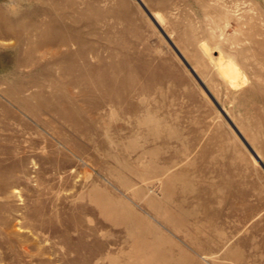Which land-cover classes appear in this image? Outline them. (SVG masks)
Segmentation results:
<instances>
[{
    "label": "rangeland",
    "instance_id": "rangeland-1",
    "mask_svg": "<svg viewBox=\"0 0 264 264\" xmlns=\"http://www.w3.org/2000/svg\"><path fill=\"white\" fill-rule=\"evenodd\" d=\"M0 11V264H264V0Z\"/></svg>",
    "mask_w": 264,
    "mask_h": 264
},
{
    "label": "bare ground",
    "instance_id": "bare-ground-1",
    "mask_svg": "<svg viewBox=\"0 0 264 264\" xmlns=\"http://www.w3.org/2000/svg\"><path fill=\"white\" fill-rule=\"evenodd\" d=\"M54 3V2H53ZM55 4V3H54ZM56 5V4H55ZM54 7V6H53ZM56 7V6H55ZM54 7V8H55ZM61 8V7H60ZM56 9H57V7H56ZM61 10V9H60ZM59 9H58V11H60ZM4 11V10H3ZM56 11V10H55ZM1 12V11H0ZM6 12H4V14H5ZM6 16H7V14H5ZM4 16V15H3ZM26 17V16H25ZM49 17H50V15H49ZM53 17V16H52ZM2 19H4V17L2 18ZM6 19V18H5ZM8 19V18H7ZM50 20H53V19H50ZM56 21V20H55ZM10 23V22H9ZM49 23H51V22H49V20H48V25L50 26V24ZM56 23V22H55ZM55 23H52V25L53 24H55ZM12 24V23H11ZM46 24V23H45ZM7 26V25H6ZM31 26V25H30ZM61 26V25H60ZM35 28V27H34ZM36 29V28H35ZM28 30V29H27ZM33 30V29H32ZM59 31H61V30H59ZM25 32V31H24ZM57 33V32H56ZM55 34V33H54ZM43 35H45V34H43ZM50 35V34H49ZM59 35H60V32H59ZM62 35V34H61ZM61 35L59 36V37H61ZM52 36V35H51ZM54 36V35H53ZM56 36V35H55ZM47 39H49V38H47ZM47 39H46V41H47ZM56 39H58V38H56ZM56 39H54L55 41H57ZM63 39V38H62ZM42 40V39H41ZM44 40V39H43ZM51 40V39H50ZM53 40V39H52ZM70 41V40H69ZM48 42H50V41H48ZM36 43V42H35ZM62 43V42H61ZM52 44H53V42H52ZM55 44V43H54ZM65 45V44H64ZM35 46V45H34ZM205 47V46H204ZM32 48V47H31ZM34 48V47H33ZM30 52V51H29ZM78 53V52H77ZM83 53V52H82ZM82 53H80V54H82ZM204 53H205V49H204ZM207 53V52H206ZM75 54V53H74ZM23 55H24V53H23ZM62 55V54H61ZM78 55V54H77ZM76 56V55H75ZM67 57V56H66ZM72 57V56H71ZM31 58V57H30ZM218 58V57H217ZM221 58V57H220ZM219 59V58H218ZM71 60V59H70ZM52 61H54L53 59H52ZM74 61H75V59H74ZM63 62V61H62ZM19 63V62H18ZM48 63V62H47ZM54 63V62H53ZM52 63V64H53ZM57 63V62H56ZM68 63H69V61H68ZM74 63V62H73ZM57 64H59V63H57ZM72 64V63H71ZM56 65V64H55ZM61 65V64H60ZM217 65V64H216ZM89 66V65H88ZM58 67V66H57ZM218 67L220 68V73L222 74V76L224 77V78H226L228 81H229V83L232 85V86H235V84H237L238 83V80H239V77H240V73H239V70H238V68L232 63V62H230V61H227V62H224V63H220L219 65H218ZM81 68V67H80ZM41 69V68H40ZM59 69V68H58ZM75 69V68H74ZM93 69H95V68H92V71H93ZM97 69V68H96ZM88 70V69H87ZM43 71H45V70H43ZM80 71H81V69H80ZM91 71V70H90ZM219 71V70H218ZM47 72V71H46ZM52 72V71H51ZM94 72V71H93ZM92 72V73H93ZM53 73V72H52ZM66 73V72H65ZM50 74V73H49ZM91 74V73H90ZM96 74V73H95ZM53 75L54 74H52V77H53ZM78 75V74H77ZM83 75H84V73H83ZM71 76V75H70ZM73 76V75H72ZM93 76V75H92ZM62 77V76H61ZM64 77V76H63ZM62 77V78H63ZM68 77V76H67ZM74 77V76H73ZM73 77H72V80H73ZM79 77V76H78ZM81 77V76H80ZM85 77H87L86 75H85ZM61 78V79H62ZM65 78H66V76H65ZM69 78V77H68ZM75 78V77H74ZM77 78V77H76ZM83 78V77H82ZM111 78V77H110ZM52 79V78H51ZM67 79V78H66ZM70 79V78H69ZM78 79V78H77ZM89 79V78H88ZM65 80V79H64ZM76 80V79H75ZM80 80V79H79ZM87 80V79H86ZM100 80V79H99ZM51 81V80H50ZM97 81V80H96ZM101 81V80H100ZM130 81V80H129ZM128 80H126V82L128 83L129 82ZM57 82V81H56ZM75 82V81H74ZM78 81H76V83H77ZM49 83V82H48ZM80 83V82H79ZM78 83V84H79ZM82 83V82H81ZM80 83V84H81ZM99 83V82H98ZM101 83V82H100ZM39 84V83H38ZM54 84H55V82H54ZM57 84V83H56ZM89 84V83H88ZM129 84V83H128ZM48 85V84H47ZM50 85V84H49ZM48 85V86H49ZM95 85V84H94ZM98 85V84H97ZM115 85H117V84H115ZM51 86H53V85H51ZM55 86V85H54ZM59 86V85H58ZM73 86V85H72ZM74 86H75V84H74ZM96 86V85H95ZM102 86V85H101ZM106 86V85H105ZM127 86V85H126ZM39 87H41V85L39 86ZM64 87V86H63ZM69 87V86H68ZM86 87H87V85H86ZM130 87V86H129ZM42 88V87H41ZM53 88H56V87H53ZM71 89H73L72 87H70ZM76 88V87H75ZM78 88H80V87H78ZM82 88V87H81ZM80 88V89H81ZM84 88V87H83ZM96 88H98V87H96ZM104 88V87H103ZM107 88V87H106ZM105 88V89H106ZM19 89V88H18ZM43 89V88H42ZM93 90H95V89H92V91ZM98 90V89H97ZM99 90H100V87H99ZM108 90V89H107ZM128 90V89H127ZM41 91V90H40ZM82 91H83V89H82ZM104 90H102L101 92H103ZM84 92H86L85 90H84ZM83 92V93H84ZM89 92V91H88ZM94 92V91H93ZM96 92V91H95ZM95 92H94V94H95ZM104 92H106V91H104ZM103 92V93H104ZM124 92H126L125 90H124ZM90 93V92H89ZM96 93H98V91L96 92ZM107 93V92H106ZM114 93V92H113ZM128 93V91L126 92V94ZM52 94V93H51ZM85 94V93H84ZM108 94V93H107ZM106 94V95H107ZM115 94V93H114ZM121 94V93H120ZM35 95V94H34ZM38 95V94H37ZM47 95H49V93L47 94ZM90 95H91V93H90ZM103 95H105V94H103ZM22 96V95H21ZM51 96V95H50ZM93 96H95V95H93ZM97 96V95H96ZM14 97H17V96H14ZM34 97V96H33ZM32 97V98H33ZM87 97V96H86ZM114 97V96H113ZM118 96H116V98H117ZM6 98V97H5ZM39 98V97H38ZM102 98V97H101ZM109 98V97H108ZM17 99V98H16ZM20 99V98H19ZM36 98H34V100H35ZM42 99V98H41ZM40 99V100H41ZM67 99V98H66ZM87 99H88V97H87ZM97 99V98H96ZM103 99V98H102ZM102 99H100V100H98V101H101ZM38 100V99H37ZM83 100V99H82ZM81 100V101H82ZM107 100V99H106ZM118 100V99H117ZM120 100V99H119ZM36 101V100H35ZM51 102H52V100H50ZM84 101H85V99H84ZM93 101V100H92ZM91 101V102H92ZM110 101H111V99H110ZM116 101V100H115ZM88 102L89 101H87V104H88ZM97 102V101H96ZM41 104H42V102H40ZM44 103V102H43ZM67 103H68V100H67ZM78 103V102H77ZM98 103V102H97ZM100 103V102H99ZM119 103V102H118ZM117 103V104H118ZM84 104V103H83ZM86 104V105H87ZM102 104V103H101ZM71 105V104H70ZM94 105V104H93ZM112 105H114V104H112ZM69 106V105H68ZM83 106V105H82ZM95 106H97V104H95ZM100 106V105H99ZM86 107V106H85ZM88 107V106H87ZM91 107V106H90ZM89 107V108H90ZM101 107V106H100ZM95 108V107H94ZM97 108H99V107H97ZM62 109V108H61ZM96 109V108H95ZM94 109V110H95ZM91 110V109H90ZM97 110V109H96ZM66 115V114H65Z\"/></svg>",
    "mask_w": 264,
    "mask_h": 264
}]
</instances>
